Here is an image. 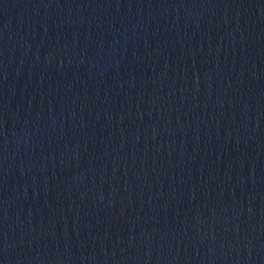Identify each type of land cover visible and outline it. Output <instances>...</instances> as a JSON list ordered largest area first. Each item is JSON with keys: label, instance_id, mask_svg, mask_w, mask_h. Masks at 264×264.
<instances>
[{"label": "water", "instance_id": "1", "mask_svg": "<svg viewBox=\"0 0 264 264\" xmlns=\"http://www.w3.org/2000/svg\"><path fill=\"white\" fill-rule=\"evenodd\" d=\"M0 264H264V0H0Z\"/></svg>", "mask_w": 264, "mask_h": 264}]
</instances>
